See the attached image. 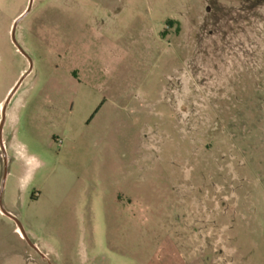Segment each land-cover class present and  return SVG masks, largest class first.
Masks as SVG:
<instances>
[{"label": "rangeland", "instance_id": "obj_1", "mask_svg": "<svg viewBox=\"0 0 264 264\" xmlns=\"http://www.w3.org/2000/svg\"><path fill=\"white\" fill-rule=\"evenodd\" d=\"M31 1L0 0V264H264V0Z\"/></svg>", "mask_w": 264, "mask_h": 264}, {"label": "water", "instance_id": "obj_2", "mask_svg": "<svg viewBox=\"0 0 264 264\" xmlns=\"http://www.w3.org/2000/svg\"><path fill=\"white\" fill-rule=\"evenodd\" d=\"M32 1H33V0H32ZM32 1H31V5H32ZM31 5H30V7H29V10H28L25 14H23L21 17H19V18L16 20V22H15V24H14V26H13V29H12V38H13V39H15L16 28H17L18 24L20 23L21 20H23V19L29 14V11H30V9H31ZM19 84H20V83H19ZM19 84H17V86L13 89L11 95L7 98V100H6V104H5L4 108H3V113H5V107H6V105L9 103L11 97H12L13 94L15 93V91H16V89L18 88ZM2 127H3V123L0 125V140H1Z\"/></svg>", "mask_w": 264, "mask_h": 264}, {"label": "bare ground", "instance_id": "obj_3", "mask_svg": "<svg viewBox=\"0 0 264 264\" xmlns=\"http://www.w3.org/2000/svg\"><path fill=\"white\" fill-rule=\"evenodd\" d=\"M11 93H12V92H11ZM10 95H11V94H10ZM10 95H9V96H10ZM5 104H6V102H5ZM5 104H4V106H5ZM4 106L2 107V109L4 108ZM0 143H1V145H2V142H1V140H0Z\"/></svg>", "mask_w": 264, "mask_h": 264}, {"label": "crops", "instance_id": "obj_4", "mask_svg": "<svg viewBox=\"0 0 264 264\" xmlns=\"http://www.w3.org/2000/svg\"><path fill=\"white\" fill-rule=\"evenodd\" d=\"M37 198V197H36ZM45 256V255H44Z\"/></svg>", "mask_w": 264, "mask_h": 264}]
</instances>
